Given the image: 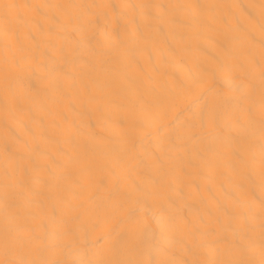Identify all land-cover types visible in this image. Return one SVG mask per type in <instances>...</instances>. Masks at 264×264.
I'll use <instances>...</instances> for the list:
<instances>
[{"label": "bare ground", "instance_id": "6f19581e", "mask_svg": "<svg viewBox=\"0 0 264 264\" xmlns=\"http://www.w3.org/2000/svg\"><path fill=\"white\" fill-rule=\"evenodd\" d=\"M0 264H264V0H0Z\"/></svg>", "mask_w": 264, "mask_h": 264}]
</instances>
